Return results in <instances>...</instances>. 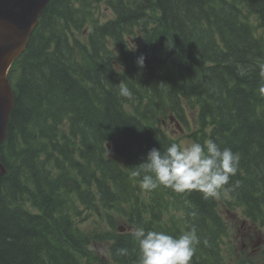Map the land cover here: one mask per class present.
<instances>
[{
	"label": "trees",
	"instance_id": "16d2710c",
	"mask_svg": "<svg viewBox=\"0 0 264 264\" xmlns=\"http://www.w3.org/2000/svg\"><path fill=\"white\" fill-rule=\"evenodd\" d=\"M101 4L114 15L103 24ZM262 66L264 0H50L8 73L0 264H138L131 230L192 226L191 264H264V248L257 261L237 251L226 217L264 230ZM172 122L239 155L231 191L141 189L132 171L149 150L180 144ZM89 217L108 229L84 230Z\"/></svg>",
	"mask_w": 264,
	"mask_h": 264
},
{
	"label": "clouds",
	"instance_id": "9594fccd",
	"mask_svg": "<svg viewBox=\"0 0 264 264\" xmlns=\"http://www.w3.org/2000/svg\"><path fill=\"white\" fill-rule=\"evenodd\" d=\"M145 57L136 60L143 68ZM241 75L245 71L241 69ZM264 76V66L261 67ZM260 93L264 95V86ZM118 95L128 100L133 99L132 91L125 85H119ZM240 157L230 148H221L213 139L203 144L191 142L186 146L171 143L164 151L152 148L142 163L137 165L132 175L140 178V187L145 192H152L163 186L176 193L197 190L205 199L219 198L221 191H231L230 177L235 176ZM236 181V185H239ZM131 236L138 246V264H191L200 239L194 226L179 236L165 231L146 230L137 227L131 230ZM207 244V241H204ZM103 251V249L101 250ZM127 248H119L117 256H127Z\"/></svg>",
	"mask_w": 264,
	"mask_h": 264
},
{
	"label": "water",
	"instance_id": "95a60500",
	"mask_svg": "<svg viewBox=\"0 0 264 264\" xmlns=\"http://www.w3.org/2000/svg\"><path fill=\"white\" fill-rule=\"evenodd\" d=\"M50 0H0V145L13 109V93L7 78L12 63L25 51L38 24L42 10ZM6 170L0 161V177Z\"/></svg>",
	"mask_w": 264,
	"mask_h": 264
},
{
	"label": "rangeland",
	"instance_id": "374dc122",
	"mask_svg": "<svg viewBox=\"0 0 264 264\" xmlns=\"http://www.w3.org/2000/svg\"><path fill=\"white\" fill-rule=\"evenodd\" d=\"M114 17L112 11L104 7L103 4L99 5V8L94 13V18L97 19L99 23H104ZM90 24V23H89ZM87 28H85L84 32H86ZM78 36V34H76ZM79 39L81 37H78ZM133 46L136 43L132 44ZM177 127L179 125L174 122L165 125L163 128L166 132L172 133L176 137H180V145L186 146L191 143V140L186 139L183 135V132H178ZM224 213L225 207H222ZM229 209H227V212ZM226 217L228 218L231 226L233 227V236L237 246V251H241L242 253L246 254L251 260L257 261V256L260 255L262 249L264 248V230L259 227H249L247 221L238 216L236 210L226 213ZM122 226L121 221L116 222V227ZM81 227L84 230L90 229H98L100 232V228L108 229L106 224L102 223L101 221H95L94 218L89 217L83 221Z\"/></svg>",
	"mask_w": 264,
	"mask_h": 264
}]
</instances>
